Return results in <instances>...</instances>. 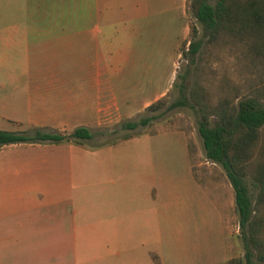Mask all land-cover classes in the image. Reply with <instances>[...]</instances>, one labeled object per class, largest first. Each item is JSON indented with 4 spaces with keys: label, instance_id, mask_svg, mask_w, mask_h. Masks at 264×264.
<instances>
[{
    "label": "rangeland",
    "instance_id": "rangeland-1",
    "mask_svg": "<svg viewBox=\"0 0 264 264\" xmlns=\"http://www.w3.org/2000/svg\"><path fill=\"white\" fill-rule=\"evenodd\" d=\"M5 1L6 9L17 13V16L11 13L7 22L17 21L22 25L30 24L29 14L33 12H44L47 19L54 22L72 19L60 14L79 7L78 0ZM200 1L189 0V35L179 41L178 55L166 61L164 78L150 82L152 94L173 70L171 85L161 95L163 104L159 108H145L111 126L91 128V137L83 139L81 145L71 141L53 145L27 142L6 145L0 150V154L16 153L17 156L75 157L84 163L85 172L80 177L83 203L92 215L94 206L97 214L103 213L106 220L97 226L102 233L108 230L105 239L89 241L94 257L87 264H218L232 258L245 260L246 229L240 223L235 188L226 168L205 155L198 131L200 112L192 105L189 89L197 80L212 104L223 96L234 101L258 96L264 103V57L246 55L239 44L226 38L222 44L203 43L197 53H189L190 40L205 38L204 27L195 18ZM205 1L214 3L215 0ZM181 20V17L173 18L175 31ZM158 30L163 31L161 26ZM172 31L167 32L168 37L173 38ZM157 33L156 29L151 34L152 41L161 36ZM13 36L6 48L10 64L1 68L0 78L14 69L17 79L0 83V126L27 134H33L36 129L68 134L72 128L68 131L59 127L41 128L31 121L54 116L49 112L54 107L49 98L31 91L30 82L20 74L27 67L22 53V35L17 32ZM28 36L38 58L33 66L45 68L54 57L63 67L67 50L62 34L53 33L46 39L47 35L38 31ZM182 93L187 103L166 109V104ZM147 116L151 118L144 124L122 127L123 122L139 121ZM17 119L21 121L16 122ZM127 133L133 138L123 140L122 136ZM99 159L107 162L103 169L97 166ZM67 180L69 184L71 181ZM243 182L253 200L257 192L254 179L247 175ZM4 196L7 203L17 206V193Z\"/></svg>",
    "mask_w": 264,
    "mask_h": 264
},
{
    "label": "crops",
    "instance_id": "crops-1",
    "mask_svg": "<svg viewBox=\"0 0 264 264\" xmlns=\"http://www.w3.org/2000/svg\"><path fill=\"white\" fill-rule=\"evenodd\" d=\"M78 1L76 11L60 14L72 19L54 22L44 12H33L29 14L30 24L22 25L17 21L7 22L11 13L14 16L17 13L7 10L6 1L0 0V71L10 64L6 56L7 41L18 32L22 35V53L27 65L20 74L30 82L31 91L49 98L54 107L49 111L54 116L31 120L36 127H59L67 131L77 126L99 129L143 111L171 85L173 70L151 94L150 82L164 78L166 61L178 55L179 41L189 35V0ZM175 17L182 18L177 31L172 25ZM45 18L48 21L44 22ZM40 21L43 22L39 24ZM160 26L162 32L158 30ZM156 29L161 36L152 41L151 34ZM170 30L173 38L167 35ZM38 31L45 33L46 39L53 33L62 34L67 50L63 67L54 57L45 68L33 66L38 58L29 44L28 34ZM4 76L0 78L1 84L16 80L17 71L8 70ZM17 143L27 142L3 144L0 150ZM99 160L100 169L107 166L104 159ZM84 172V163L75 157L0 154V264L91 261L94 255L89 241L105 239L108 230L102 233L97 226L106 220L101 210L97 214L94 206L92 215L83 203L80 177ZM67 178L72 184L66 182ZM5 193H17V206L4 200Z\"/></svg>",
    "mask_w": 264,
    "mask_h": 264
},
{
    "label": "trees",
    "instance_id": "trees-1",
    "mask_svg": "<svg viewBox=\"0 0 264 264\" xmlns=\"http://www.w3.org/2000/svg\"><path fill=\"white\" fill-rule=\"evenodd\" d=\"M195 16L205 30L204 40H190L188 52L197 53L202 44H222L226 39L239 44L246 55L264 57V0H215L199 2ZM195 31V27L191 26ZM183 84L180 85L181 89ZM183 90V89H182ZM163 97L152 101L147 109H157ZM192 105L200 112L198 131L205 155L220 162L235 188V203L240 223L245 227V260L227 259L218 264H264V103L258 96L234 101L228 96L209 103L202 84L195 80L189 89ZM184 93L168 102L166 109L185 105ZM213 117V118H212ZM151 117L128 120L123 128H134ZM86 126H77L68 134L36 129L33 134L0 127V146L16 142L72 141L83 143L91 137ZM131 134H124L122 138ZM250 175L257 186L252 200L243 177Z\"/></svg>",
    "mask_w": 264,
    "mask_h": 264
}]
</instances>
